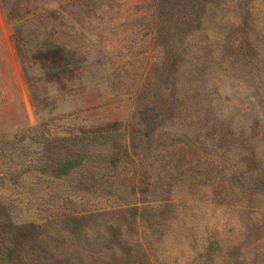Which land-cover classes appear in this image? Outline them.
Returning a JSON list of instances; mask_svg holds the SVG:
<instances>
[{"label": "rangeland", "instance_id": "374dc122", "mask_svg": "<svg viewBox=\"0 0 264 264\" xmlns=\"http://www.w3.org/2000/svg\"><path fill=\"white\" fill-rule=\"evenodd\" d=\"M182 3L0 0L9 264H264V0Z\"/></svg>", "mask_w": 264, "mask_h": 264}, {"label": "trees", "instance_id": "16d2710c", "mask_svg": "<svg viewBox=\"0 0 264 264\" xmlns=\"http://www.w3.org/2000/svg\"><path fill=\"white\" fill-rule=\"evenodd\" d=\"M166 1V4L164 8L169 12V22L170 26H172V30L174 33H177L178 35L182 32H179L178 26L181 28V24H184V28L187 32H196L199 30V15L195 12H193L190 8L185 7L184 0H178V3L174 4L173 2H170V0H164ZM181 2V3H180ZM170 4V5H169ZM182 29V28H181ZM183 29V30H184ZM77 164L73 161L66 160V162L62 165V170H70L74 168ZM2 259L4 260L3 264H9L10 258L8 255V252L5 250H2Z\"/></svg>", "mask_w": 264, "mask_h": 264}]
</instances>
